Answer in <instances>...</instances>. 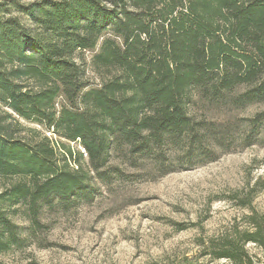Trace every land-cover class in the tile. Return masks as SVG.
<instances>
[{
	"label": "trees",
	"instance_id": "1",
	"mask_svg": "<svg viewBox=\"0 0 264 264\" xmlns=\"http://www.w3.org/2000/svg\"><path fill=\"white\" fill-rule=\"evenodd\" d=\"M100 83L89 87L80 53ZM264 0H0V251L21 242L3 204L91 203L122 168L151 178L264 143ZM29 123V125L25 124ZM73 143L75 146H71ZM258 179L239 220L167 264H264Z\"/></svg>",
	"mask_w": 264,
	"mask_h": 264
},
{
	"label": "rangeland",
	"instance_id": "2",
	"mask_svg": "<svg viewBox=\"0 0 264 264\" xmlns=\"http://www.w3.org/2000/svg\"><path fill=\"white\" fill-rule=\"evenodd\" d=\"M94 50L80 53L89 87L100 83L90 66ZM199 115L224 119L250 117L256 104L230 113L196 108ZM29 125V123H25ZM71 146H75L70 143ZM110 161L122 168L108 184L98 182L91 203L67 210L53 205L32 225L20 204H3L18 226L21 242L0 251V264H167L198 253L202 240L216 235L245 213L233 195L242 196L264 179V143L220 155L195 168L151 178L146 169ZM0 179V192L3 189ZM264 206V194L255 200ZM210 264H226L211 261Z\"/></svg>",
	"mask_w": 264,
	"mask_h": 264
}]
</instances>
